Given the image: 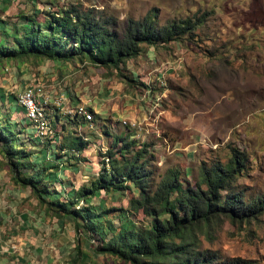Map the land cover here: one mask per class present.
I'll use <instances>...</instances> for the list:
<instances>
[{"label":"trees","instance_id":"obj_1","mask_svg":"<svg viewBox=\"0 0 264 264\" xmlns=\"http://www.w3.org/2000/svg\"><path fill=\"white\" fill-rule=\"evenodd\" d=\"M37 12L23 15L19 24L0 21V60L32 56L60 65L76 60L101 66L107 72L113 70L128 83L134 78L125 62L136 57L143 46L178 41L188 50L179 39H196L209 14L204 11L159 24L152 9L141 18H126L120 23L103 8L82 7L73 0L53 12L45 10L42 21L33 18ZM65 116L73 123L80 121ZM126 130L124 136L114 137L104 130L107 161L100 160L97 175L86 184L65 192L54 188L53 183L60 178L53 169L60 164L72 165L68 157L50 166L34 162L32 151L14 141L8 122H0V155L9 181L28 187L36 205L48 216L72 222L75 238L70 263L77 264L86 253L83 243L91 242V253L117 264H249L242 258H224L202 247L200 240V235L209 237L225 221L249 222L264 212V194H247L237 181L249 164L244 150L228 145L224 159L200 160L198 173L189 183L182 176V168L166 166L158 171L157 155L149 150L153 144L136 143L135 138L128 137L131 130ZM59 133L62 142L58 141V147L70 150L71 157L86 148L88 141L75 131L72 135ZM158 149L164 150L165 143ZM100 191L125 195V208L96 207L91 198ZM79 200L84 204L76 208ZM113 215L118 224L112 221ZM89 261L96 263L93 256Z\"/></svg>","mask_w":264,"mask_h":264},{"label":"rangeland","instance_id":"obj_2","mask_svg":"<svg viewBox=\"0 0 264 264\" xmlns=\"http://www.w3.org/2000/svg\"><path fill=\"white\" fill-rule=\"evenodd\" d=\"M70 1L72 0H0V21L19 24L23 21V15L30 16L36 11L38 12L33 18L35 21H42L45 10L53 12L56 8L67 6ZM73 2L81 3L82 7L103 8L116 16L120 23L126 18H141L152 9L157 14L159 24L180 17L201 14L204 11L209 12L196 39L186 37L179 39L188 50L184 52L182 48L174 45L175 55L177 54L175 61L161 64L165 68L174 64L170 66L174 71L173 74L171 73L172 77L168 79V83L174 89L169 99L160 97L159 101L161 103V100H164L177 113L174 119L165 121L163 126L171 135L178 138H171L170 141L174 142L169 143L168 150L165 148L159 151L162 152V157L160 165L155 164V167L158 171H162L166 166L182 168V176L192 183L198 173L200 160L210 161L215 157L224 159L228 154L227 146H235L239 150H244L249 160L248 167L237 181L247 194L263 195L264 0H73ZM81 64L71 60L62 66L54 61L32 56L24 59L0 60V122H8L18 146L38 153V156L41 155L44 160L42 165L50 166L54 161L65 162L66 156L72 162L74 157H71L72 152L68 149L63 154L58 143L55 150L47 147L50 143H46L47 146L40 145L41 153L29 149L31 144L29 145L27 141L31 139L24 140L25 129L14 122L13 113L7 110V103L14 99L13 96L15 97L20 88L28 85L36 86L41 97L49 95L54 100H59L63 89L68 87L71 88L69 91L72 96V88L88 93L98 84V77L105 78L110 71L112 72V70L105 71L101 66ZM174 72H177L176 75ZM53 105L51 106L54 107ZM46 113L54 131L57 130L60 143L62 142L60 131L64 135H72L74 131L81 130L90 141L97 144L99 142L107 144L105 129L112 137L125 134L121 120L116 116H112L111 121L96 118L94 125L89 127L81 120L78 123L71 122L64 113L59 123L63 125L61 129V126L54 121L53 115L49 111ZM197 121L207 125V135H200V142L194 148V152L188 151L191 147L178 148L175 141L181 142L183 146L191 143V136H188L190 131L198 130L199 133H204L203 129L195 127ZM35 142L37 144V141ZM34 147L39 148L38 145ZM98 152H100L98 159L100 163L101 151ZM73 154L76 158L79 155H76V152ZM63 167L60 164L54 169ZM69 167L72 169L73 165ZM99 169L100 166L98 171ZM71 184L65 182L59 185L55 182L53 186L57 190L74 192L75 188ZM99 193L100 196L93 199L98 208L107 204L109 206L106 208L126 206L125 195L117 197L103 191ZM63 220L67 230V223L71 221L68 218ZM132 220L134 219L130 217V221ZM112 221L118 224L115 215L112 216ZM13 222L14 220L2 222L0 228L6 232V225ZM65 239L68 241L67 237ZM200 240L202 247L215 250L224 258L237 257L248 260L249 264H264V212L249 222L225 221L211 232L209 237L200 235ZM1 244L6 248L3 252H1ZM11 244L15 242H9L8 235L0 232V257L10 260V264H16L18 261L14 258L17 253L15 248H11ZM92 244L83 243L86 253L82 254L78 264H89L91 256L95 258V264H117L110 259L96 257V254L91 253ZM64 247L72 248V243L71 246L65 243ZM63 253L69 258L73 255V250ZM22 254L27 255L26 259L17 264H35L29 251H24ZM65 263L70 264L68 259Z\"/></svg>","mask_w":264,"mask_h":264},{"label":"crops","instance_id":"obj_3","mask_svg":"<svg viewBox=\"0 0 264 264\" xmlns=\"http://www.w3.org/2000/svg\"><path fill=\"white\" fill-rule=\"evenodd\" d=\"M174 45H177L178 48H182L184 52L187 51L178 41H172L158 46L145 45L142 51L134 57L133 61V58H131L125 62L127 72L134 78L133 82L128 83L122 78H116L112 70L105 78L98 77V84L88 93L72 88V96L70 95L71 91H69L71 88L68 87L63 89L61 92L62 96L59 100H54L48 95L47 99L50 105L47 107L46 111H49V113L53 115L54 121L62 126V124L59 123L65 110L74 107L78 102H83L93 113V125L96 118L99 120L105 119L111 121L112 116L130 122L144 121V124L150 125V133L145 136L139 135L136 139V143L139 141H149L152 144L157 143V145H159L161 141L156 142L155 140L158 139L156 136H160L163 137V140L166 142L165 147H169V143L174 142L170 141L171 138L178 137L171 135L163 124L165 121L169 122L176 117L177 113L173 111L174 109H171L167 102L161 100V103L153 108L147 121H145V118L147 109L154 103V98L160 96L164 99H169L172 89H174V87L168 83V79L172 77L174 71L171 70L172 67L170 66L174 64L169 65V68H165L163 65L161 66L164 62L169 63L176 58L177 54L175 55L176 49ZM170 56H172V58ZM65 63L67 64L68 62ZM56 64L60 65L59 63ZM82 64L85 65L84 62H82ZM176 73L177 72H174L175 75ZM21 89L22 88L18 91ZM7 104V110L11 114L13 113L12 119H14V122L25 129L23 135L25 133L30 135L32 130L26 124L22 109L15 104L14 99L9 100ZM52 104H54V107L51 106ZM153 124L156 125L155 129H152ZM190 126H192L191 123ZM195 127L197 129H203L204 133H199L198 130L190 131L188 136H191V143L183 146L181 142L175 141L178 148L186 147L187 149V147H191L188 151H190V153L195 151L194 148L200 142V135H207L208 132L207 125H204L200 121L196 122ZM19 131L21 130L19 129ZM126 131L125 129V134ZM133 132L134 130L128 135L129 138L133 136ZM125 134L120 136H124ZM30 139L29 145L31 144V146L29 149H35L41 153L39 145V148L34 147L37 145L35 142L36 140L32 137ZM102 144L103 147L106 148L107 144L103 142ZM42 145L47 146V144ZM47 147H52L53 150L56 149V147L52 145H48ZM63 150L65 151L66 148L63 147L62 151ZM159 151L160 150H156L154 153L156 155H162V152ZM79 153L77 158L74 155V159L72 162L70 161L73 163L72 169L70 167H63L57 170L53 169L56 177L60 178V181H56L59 185L68 182L69 184L72 183L73 187L77 184V187H75L78 188L80 184L85 183L89 178L96 176L98 173L100 152H98V150H90ZM190 155L191 154H189V156ZM31 158L34 162L40 164L44 162L41 155L38 156V153L32 152ZM1 163L2 159L0 156V224L5 221L11 222L14 220V222L10 225H6V232L1 228L0 232L8 235L9 242H15V244H11V248H15V252L17 253L14 259L18 262H23L27 255L24 256L22 252L29 251L33 258L32 262L35 264H66V260L68 259L69 261L73 256L68 258V256L63 253V251L68 253L69 250H73L75 232L73 231L72 222L67 223L68 229L66 230L64 226L65 223H63L64 218L56 219L53 216H48L47 213L43 211V208L36 205V200L30 195V189L18 187L9 181L8 175H6V166ZM106 194L109 195V193ZM113 195L117 197L121 196L118 193L111 194V196ZM99 196L100 193L91 198L93 204L96 205V201L94 202L93 199ZM103 204H105V202ZM107 206L109 205L107 204ZM123 208H125V206H123ZM66 237L68 241H66ZM65 243H67L68 246H71L72 243V248L68 247L67 249L64 247ZM1 249V252H3L6 248L1 244ZM8 263L10 264V260L0 257V264Z\"/></svg>","mask_w":264,"mask_h":264},{"label":"built area","instance_id":"obj_4","mask_svg":"<svg viewBox=\"0 0 264 264\" xmlns=\"http://www.w3.org/2000/svg\"><path fill=\"white\" fill-rule=\"evenodd\" d=\"M160 96H156L154 98V103L149 106V108L146 111V118L145 121H147V118L149 114L152 113L153 108L157 107L160 104ZM15 104L19 106L22 109L23 116L26 122H28L27 126H29L32 130V133L29 135L28 133L24 134V140H28L29 138H34L37 141V145H42L46 143H50L53 147H55L59 141V136H57V130L54 131V128L51 124L50 118H48L46 110L47 107L50 105L47 97H41L38 93V89L36 86H26L22 88L20 91H18L15 94L14 97ZM65 113L69 116H75L82 122H86L89 127L93 126V113L88 109L85 103L78 102L74 107L67 108L65 110ZM125 129H130L131 131L134 130L132 133V138L137 139L139 135L145 136L150 133L149 127L150 125L144 124V121L141 122H130L128 123L125 120H121L120 122ZM155 124L152 125V129H155ZM18 132L19 129H18ZM76 134L81 136L83 140H87V146L83 150L79 152L84 151H90V150H99L101 151L100 160H104V163L107 161V158L104 155V152L106 150L105 147H103L102 143L99 142L93 143L89 140V138L86 137L85 133L81 130H76ZM158 141H161V143H166L163 139L160 140V136H156ZM142 139V138H141ZM140 139V140H141ZM29 142V141H27ZM30 143V142H29ZM159 145L157 143L153 144L149 147V150L154 151L155 148H158ZM166 145V144H165ZM168 150V146L165 147ZM62 151V149H61ZM171 151V150H170ZM79 152H76V155L80 154ZM64 153V150L62 151ZM162 155H159L158 160L156 162L157 165H160ZM107 166V165H105ZM77 187V186H76ZM76 187L74 191L77 190ZM83 200H79L76 204V208L83 205Z\"/></svg>","mask_w":264,"mask_h":264},{"label":"clouds","instance_id":"obj_5","mask_svg":"<svg viewBox=\"0 0 264 264\" xmlns=\"http://www.w3.org/2000/svg\"><path fill=\"white\" fill-rule=\"evenodd\" d=\"M199 144V143H198ZM150 147V146H149ZM182 149V148H181ZM156 150H158V148H155L154 151L152 152H155ZM151 151V150H150ZM161 155V154H160ZM159 157V155H157V158Z\"/></svg>","mask_w":264,"mask_h":264}]
</instances>
